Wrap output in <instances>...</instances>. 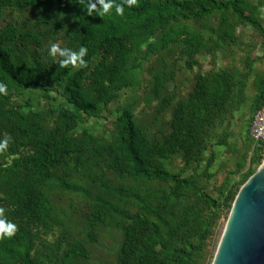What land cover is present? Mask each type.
<instances>
[{
	"label": "trees",
	"instance_id": "trees-1",
	"mask_svg": "<svg viewBox=\"0 0 264 264\" xmlns=\"http://www.w3.org/2000/svg\"><path fill=\"white\" fill-rule=\"evenodd\" d=\"M87 3L0 0V17L12 16L0 27V82L8 86L0 94V141L11 137L0 153V208L18 228L12 238L0 239V264H89L86 245L100 247L98 231L109 227L121 233L116 264H197L220 210H227V219L240 187L262 164L264 142L253 141L248 129L251 148L236 170L247 166V171L232 185L225 176L216 199L198 184L209 178L213 154L201 176L196 169L210 140L228 145L230 119L245 103L249 86L254 91L249 126L264 110V69L255 72V60L247 57L241 69L196 74L191 92L175 103L172 95L162 96L170 73L162 56L150 97L160 99L158 113L171 112L168 134L152 138L137 124L134 102L117 110L108 137L77 133L85 120L99 117L121 91L138 83L152 57L177 53L191 70L203 54L215 58L234 45V24L252 28L264 41L258 9L250 0H138L132 7L124 4L123 15L113 8L101 17L89 15ZM210 19L218 20L214 30L190 27ZM52 45L86 47L87 66L61 67L63 57L49 55ZM22 91L46 101L45 108L32 109L31 100L15 104ZM175 156L184 164L177 174L166 166ZM188 170L193 173L184 177ZM108 174L120 177V186ZM62 196L85 202L81 240L70 237L53 208V197Z\"/></svg>",
	"mask_w": 264,
	"mask_h": 264
},
{
	"label": "rangeland",
	"instance_id": "rangeland-1",
	"mask_svg": "<svg viewBox=\"0 0 264 264\" xmlns=\"http://www.w3.org/2000/svg\"><path fill=\"white\" fill-rule=\"evenodd\" d=\"M251 3L257 7V18L264 27V0H250ZM259 4H262L261 8ZM7 12V11H5ZM12 16L5 14L0 17V27L6 22L11 21ZM217 19H210L209 21L190 22V27L200 31L214 30L218 26ZM234 38L235 43L231 48H226L224 52L216 53L215 58L210 55L203 54L198 58L197 64L191 70H187L184 66V61H178V54L159 55L152 57L146 61L138 83L131 89H124L121 91L117 99L103 108L99 112V117L85 120L78 129L81 131H88L96 136H106L113 129L112 123L116 119L117 110L125 103L130 102L135 104L134 114L137 119V124L142 125L149 132L152 138H160L170 132V110L164 113H158L157 107L160 99H151L150 93L153 88L152 77L154 74L161 71L160 60L163 56L167 64L168 74L167 84L162 91V96L172 95L175 103L186 97L192 90L194 84V77L196 74H204L209 71H218L230 69L232 66L242 68L244 60L249 57L255 60L254 70L262 71L264 69V41L259 34L250 27H245L239 24H234ZM152 42V40H149ZM145 49L143 46L142 50ZM102 56V54H101ZM83 85L88 88V81H84ZM254 91L251 86L247 88L245 93L246 100L243 106L233 112L231 117V125L228 127L229 137L226 146H216L217 139L210 140V151L204 154V160L198 166L197 174L203 171L207 159L213 154L214 164L210 169L209 178H201L199 185L203 190L216 199L218 197V188L225 176L230 175L231 185L239 181L241 176L247 171V166L244 167L240 173H237L238 165L241 162L244 152L251 148L246 141L247 131L250 129L249 106L253 97ZM34 93L22 91L14 97L15 104H23L31 100L32 109L45 108L46 101L40 97L35 98ZM62 101V99H61ZM249 128H248V126ZM251 125V124H250ZM224 129V126L221 128ZM220 132V131H219ZM264 160V159H263ZM167 169L177 174L181 171L184 164L180 156L170 158L166 162ZM259 166L257 167V169ZM256 169V170H257ZM193 171L188 170L183 176H190ZM111 183L115 186H120V177L116 175L107 176ZM127 184V183H125ZM126 186V185H123ZM53 208L60 212L64 223L66 224L67 232L72 238L78 240L83 239V232L86 228V216L88 209L86 208L84 200L75 196L53 197ZM55 211V213H57ZM227 210L222 208L220 210L219 220L212 229V236L204 245L201 254L198 257L197 264H211L214 254L216 252L219 240L226 224ZM101 246L86 245L87 254L89 256V264H116L115 255L121 241V233L114 227L108 229L100 228L98 231ZM41 241L52 242L51 236H39ZM39 248V246H38Z\"/></svg>",
	"mask_w": 264,
	"mask_h": 264
},
{
	"label": "water",
	"instance_id": "water-1",
	"mask_svg": "<svg viewBox=\"0 0 264 264\" xmlns=\"http://www.w3.org/2000/svg\"><path fill=\"white\" fill-rule=\"evenodd\" d=\"M211 264H264V160L240 187Z\"/></svg>",
	"mask_w": 264,
	"mask_h": 264
},
{
	"label": "clouds",
	"instance_id": "clouds-1",
	"mask_svg": "<svg viewBox=\"0 0 264 264\" xmlns=\"http://www.w3.org/2000/svg\"><path fill=\"white\" fill-rule=\"evenodd\" d=\"M83 3V0H80ZM138 3V0H123V3H116V0H88V3L85 5L87 12L91 15L93 12H98V14L103 17L106 14L110 13V10L115 8L117 15H123L124 13V4L128 7H132ZM97 5H100L101 8H97ZM59 54L63 59L60 61L61 67H67L68 65L86 67V61L84 57L87 55V48L80 47L78 51L72 49H61L57 45H52L49 50V55L55 57ZM7 85L0 82V94H7ZM11 137H6L0 141V153L5 152L8 149ZM18 231L17 225L12 223L5 216V210L0 208V239L3 238H12L15 236Z\"/></svg>",
	"mask_w": 264,
	"mask_h": 264
},
{
	"label": "built area",
	"instance_id": "built-area-1",
	"mask_svg": "<svg viewBox=\"0 0 264 264\" xmlns=\"http://www.w3.org/2000/svg\"><path fill=\"white\" fill-rule=\"evenodd\" d=\"M249 136L255 142H264V110L257 112L254 116L250 125Z\"/></svg>",
	"mask_w": 264,
	"mask_h": 264
}]
</instances>
